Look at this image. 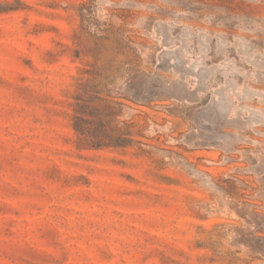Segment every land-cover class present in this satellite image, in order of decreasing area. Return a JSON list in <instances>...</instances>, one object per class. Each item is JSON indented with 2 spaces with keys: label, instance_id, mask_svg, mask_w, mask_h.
Wrapping results in <instances>:
<instances>
[{
  "label": "rangeland",
  "instance_id": "rangeland-1",
  "mask_svg": "<svg viewBox=\"0 0 264 264\" xmlns=\"http://www.w3.org/2000/svg\"><path fill=\"white\" fill-rule=\"evenodd\" d=\"M84 1L143 143H75ZM0 264H264V0H0Z\"/></svg>",
  "mask_w": 264,
  "mask_h": 264
},
{
  "label": "trees",
  "instance_id": "trees-1",
  "mask_svg": "<svg viewBox=\"0 0 264 264\" xmlns=\"http://www.w3.org/2000/svg\"><path fill=\"white\" fill-rule=\"evenodd\" d=\"M87 2H81L80 31L74 34L77 58L91 56L79 74L74 78L70 92V126L75 143L83 148H126L143 141L146 122L123 119L125 101L138 103L139 92L132 95H117L113 86L119 77L132 73L141 65L137 38L126 34V21L116 23L104 20L89 30Z\"/></svg>",
  "mask_w": 264,
  "mask_h": 264
}]
</instances>
